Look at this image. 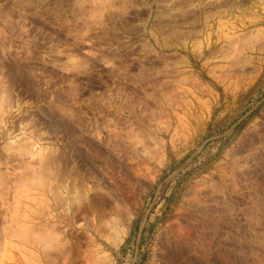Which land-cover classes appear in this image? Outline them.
<instances>
[{
	"label": "rangeland",
	"instance_id": "374dc122",
	"mask_svg": "<svg viewBox=\"0 0 264 264\" xmlns=\"http://www.w3.org/2000/svg\"><path fill=\"white\" fill-rule=\"evenodd\" d=\"M0 264H264V0H0Z\"/></svg>",
	"mask_w": 264,
	"mask_h": 264
},
{
	"label": "bare ground",
	"instance_id": "6f19581e",
	"mask_svg": "<svg viewBox=\"0 0 264 264\" xmlns=\"http://www.w3.org/2000/svg\"><path fill=\"white\" fill-rule=\"evenodd\" d=\"M29 137V136H28ZM28 137H27V140H28ZM22 143H19V147H20V154H22L23 152L22 151H24V152H26V154L28 153L29 155L28 156H30V157H34L35 155L38 157V161L36 162V164L38 163V165H34L33 166V164L35 163V161H34V163L33 164H30V162H29V160L28 161H26V163L25 164H27L26 165V169H25V171L24 172H26L27 173V177L26 176H23L24 178H28V179H31V178H34V180H36V182H38L37 180H39V182H40V180H41V182L43 181L41 178H42V176H44V175H46V172H45V170L47 169V168H49V164L50 163H54L56 160H57V157L59 156V155H57V157H56V155L54 154L55 152H53V154H50V153H45V152H43V153H41L40 152V150L41 149H44L43 148V146H39V148L38 147H36L37 146V144H36V141H21ZM46 148V147H45ZM50 149V148H49ZM5 150L6 151H8L9 149L8 148H5ZM55 150H56V148H55ZM47 151V150H46ZM49 151V150H48ZM8 154V153H7ZM7 156V155H6ZM37 157H34L35 159L37 158ZM60 157V156H59ZM8 158V157H7ZM34 158L32 159V160H34ZM32 163V162H31ZM25 164H23V165H25ZM52 165V164H51ZM25 167V166H24ZM47 167V168H46ZM49 170L50 169H48V170H46V171H48L49 172ZM23 172V173H24ZM26 173H24L25 175H26ZM21 175H23V174H21ZM20 176V175H19ZM49 176V175H48ZM37 177H39V179H37ZM22 178V177H21ZM45 179V178H44ZM48 179V178H47ZM40 182V184H42ZM43 183L45 184V182L43 181ZM44 184H42V185H44ZM55 192H58V191H55ZM60 192V191H59ZM61 194V193H60ZM57 195V194H56ZM60 197V196H59ZM70 204V203H69ZM29 225V224H28ZM26 226V225H25ZM25 226H23V228L25 227ZM10 227V226H9ZM8 227V228H9ZM1 228H2V226H1ZM4 228V227H3ZM7 228V227H6ZM31 228V227H30ZM35 228V227H34ZM25 229V228H24ZM28 229V228H27ZM27 229H25V230H27ZM32 230H33V228H31ZM4 230H6V229H4ZM7 230H9V229H7ZM10 230H11V228H10ZM31 230V231H32ZM47 230V232L49 231L50 233H52L53 231H51V229L49 230V229H46ZM94 230V229H93ZM11 231H14L13 230V228H12V230ZM36 231V230H35ZM89 231V230H88ZM92 231V230H91ZM5 232H8V231H5ZM32 232H34V231H32ZM94 232V231H93ZM12 234V233H11ZM92 234V233H91ZM7 235V234H6ZM92 236H93V234H92Z\"/></svg>",
	"mask_w": 264,
	"mask_h": 264
}]
</instances>
